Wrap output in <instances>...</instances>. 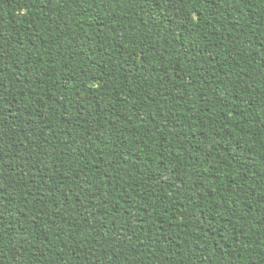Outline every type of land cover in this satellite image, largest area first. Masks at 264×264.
<instances>
[{"label": "trees", "instance_id": "trees-1", "mask_svg": "<svg viewBox=\"0 0 264 264\" xmlns=\"http://www.w3.org/2000/svg\"><path fill=\"white\" fill-rule=\"evenodd\" d=\"M0 264H264V0H0Z\"/></svg>", "mask_w": 264, "mask_h": 264}]
</instances>
